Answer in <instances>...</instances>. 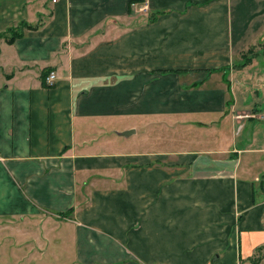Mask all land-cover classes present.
I'll use <instances>...</instances> for the list:
<instances>
[{
	"label": "crops",
	"instance_id": "obj_1",
	"mask_svg": "<svg viewBox=\"0 0 264 264\" xmlns=\"http://www.w3.org/2000/svg\"><path fill=\"white\" fill-rule=\"evenodd\" d=\"M259 165L264 0H0V264H264Z\"/></svg>",
	"mask_w": 264,
	"mask_h": 264
},
{
	"label": "trees",
	"instance_id": "obj_2",
	"mask_svg": "<svg viewBox=\"0 0 264 264\" xmlns=\"http://www.w3.org/2000/svg\"><path fill=\"white\" fill-rule=\"evenodd\" d=\"M26 28H30L26 23H22L20 25H18L17 27L14 28H9L5 33H3L4 36H9L7 37L8 42H12V38H16L22 35V31ZM2 36V35H1ZM252 51V48L248 49V53ZM253 56V55H252ZM251 56V57H252ZM246 55H244V58L249 61L251 59V57H247ZM257 262V261H254Z\"/></svg>",
	"mask_w": 264,
	"mask_h": 264
},
{
	"label": "built area",
	"instance_id": "obj_3",
	"mask_svg": "<svg viewBox=\"0 0 264 264\" xmlns=\"http://www.w3.org/2000/svg\"><path fill=\"white\" fill-rule=\"evenodd\" d=\"M138 12H145L147 11V7L145 5H142L137 8ZM55 80V75L54 73L50 72L46 77H45V83L48 86H51L53 84V81ZM263 193H264V186H263Z\"/></svg>",
	"mask_w": 264,
	"mask_h": 264
},
{
	"label": "rangeland",
	"instance_id": "obj_4",
	"mask_svg": "<svg viewBox=\"0 0 264 264\" xmlns=\"http://www.w3.org/2000/svg\"><path fill=\"white\" fill-rule=\"evenodd\" d=\"M253 48H254V47H252V51H251V52H249V53L246 52V53H244V55H246L247 57H251L252 55L254 56V50H255V49H253ZM253 56H252V57H253ZM247 57H246V58H247ZM249 112H250L249 110H248V111L246 110L245 113H244V115H240V116L245 117V116H246L245 114H247V113L249 114ZM240 116H239V117H240ZM132 140L134 141V145H138V144H139V143H138V138H137V137H136V138L133 137ZM140 141H141V140H140ZM149 146H151V145H149ZM152 147H153V145H152ZM153 149H154V147H153ZM259 166H261V168L264 169V165H259ZM259 171H260V170H259ZM261 171L264 172V170H261ZM263 175H264V173H263Z\"/></svg>",
	"mask_w": 264,
	"mask_h": 264
},
{
	"label": "water",
	"instance_id": "obj_5",
	"mask_svg": "<svg viewBox=\"0 0 264 264\" xmlns=\"http://www.w3.org/2000/svg\"><path fill=\"white\" fill-rule=\"evenodd\" d=\"M133 133H134V131L129 130V131H124V132L120 133V135L124 136V137H127V136H129V135H131Z\"/></svg>",
	"mask_w": 264,
	"mask_h": 264
}]
</instances>
